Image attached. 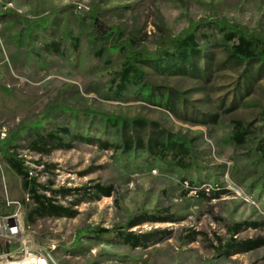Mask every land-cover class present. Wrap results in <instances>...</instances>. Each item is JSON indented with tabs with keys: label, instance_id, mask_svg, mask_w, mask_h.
<instances>
[{
	"label": "rangeland",
	"instance_id": "rangeland-1",
	"mask_svg": "<svg viewBox=\"0 0 264 264\" xmlns=\"http://www.w3.org/2000/svg\"><path fill=\"white\" fill-rule=\"evenodd\" d=\"M20 3L30 12L0 30L15 33L0 71L11 249L48 264H264V59L228 61L225 35L264 37V0ZM194 23L184 72L139 56ZM42 196L60 211L43 213Z\"/></svg>",
	"mask_w": 264,
	"mask_h": 264
},
{
	"label": "trees",
	"instance_id": "trees-1",
	"mask_svg": "<svg viewBox=\"0 0 264 264\" xmlns=\"http://www.w3.org/2000/svg\"><path fill=\"white\" fill-rule=\"evenodd\" d=\"M203 20V19H201ZM197 25V23L189 25L186 30L181 33L176 35L175 37H172L169 39V44L166 48L162 49L160 53H153L150 54V56H147L144 53L140 52L141 57H144L146 60L154 61L156 62L159 66H165L166 69L170 70H177L180 72H184L185 67L183 64L187 62L188 58L195 53L196 51V43H195V36H194V27ZM235 29H229L227 30L226 38H233L237 37V43L232 47V52L230 56L227 58L228 61L233 60V62H238L240 60H251L255 58H263L264 59V37H259L256 36L253 32L247 33L245 28L240 27L238 29L239 35L235 36ZM140 58V57H139ZM174 59V60H173ZM164 67V68H165ZM194 67V66H193ZM132 68V65L130 63H127L125 66H123L120 70L121 74V79H126L129 70ZM175 68V69H174ZM198 69L194 67L193 71L195 72ZM200 72V70H199ZM236 140H241L243 136V132L237 130L234 132ZM156 138L153 142V144L156 146V143H159L161 140ZM129 140V139H128ZM125 141L126 145H129V142ZM162 143H160L161 145ZM8 163L10 166L19 174H23L26 176V172L23 169L21 163L15 161L14 158L9 157L8 158ZM26 185V181H25ZM105 188H101V192H109L108 190L103 191ZM32 196L38 200L39 196H37L34 193V190H31ZM202 192V191H200ZM219 192H215V194H218ZM214 194V193H212ZM44 199L43 201H38L39 207L43 210V213H58L60 211L57 207H54L50 203V199L42 196ZM252 225H257L256 223H251ZM239 224L233 225V228L235 230L239 229L238 227ZM238 231V230H237ZM236 232V231H235ZM259 242L255 241L252 244H258ZM247 246H249V243H243Z\"/></svg>",
	"mask_w": 264,
	"mask_h": 264
},
{
	"label": "built area",
	"instance_id": "built-area-1",
	"mask_svg": "<svg viewBox=\"0 0 264 264\" xmlns=\"http://www.w3.org/2000/svg\"><path fill=\"white\" fill-rule=\"evenodd\" d=\"M21 230L18 221L10 223L7 218L0 220V235L9 238V249L14 248L15 239L18 238ZM11 239L14 244H10ZM0 264H48V260L44 255L30 251L26 246L24 248L20 246L11 250H0Z\"/></svg>",
	"mask_w": 264,
	"mask_h": 264
},
{
	"label": "crops",
	"instance_id": "crops-1",
	"mask_svg": "<svg viewBox=\"0 0 264 264\" xmlns=\"http://www.w3.org/2000/svg\"><path fill=\"white\" fill-rule=\"evenodd\" d=\"M28 4L23 5L20 3V0H0V30L10 25L11 22L8 18L9 13L20 15L22 10L30 12V4ZM13 35H15V33L8 34L6 37L0 34V71L2 58L7 57V55L15 51V44L13 45L11 41Z\"/></svg>",
	"mask_w": 264,
	"mask_h": 264
}]
</instances>
